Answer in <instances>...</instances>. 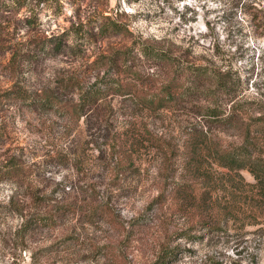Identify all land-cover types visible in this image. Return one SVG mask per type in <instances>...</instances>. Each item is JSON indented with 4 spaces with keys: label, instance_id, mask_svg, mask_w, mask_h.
Wrapping results in <instances>:
<instances>
[{
    "label": "rangeland",
    "instance_id": "rangeland-1",
    "mask_svg": "<svg viewBox=\"0 0 264 264\" xmlns=\"http://www.w3.org/2000/svg\"><path fill=\"white\" fill-rule=\"evenodd\" d=\"M243 1L0 0V264H153L162 250H173L164 264H264L255 180L220 168L214 152L264 115V18L252 25ZM142 46L227 72L247 108L242 127L201 119L203 97L141 105L136 93L154 94L169 71ZM125 50L121 73L111 57ZM106 76L127 94L101 89L94 107H75ZM17 90L53 92L64 109L28 107ZM200 128L205 143L184 165Z\"/></svg>",
    "mask_w": 264,
    "mask_h": 264
},
{
    "label": "trees",
    "instance_id": "trees-1",
    "mask_svg": "<svg viewBox=\"0 0 264 264\" xmlns=\"http://www.w3.org/2000/svg\"><path fill=\"white\" fill-rule=\"evenodd\" d=\"M264 0H244L242 3L243 12L250 17V23L258 26L260 20L264 18ZM114 29L116 25L112 24ZM56 46L61 47L60 44ZM60 49V48H58ZM139 52L156 67L162 69H169L166 72L167 81L163 80L159 86L155 88L154 94L140 93L143 90H139L135 98L141 103V105L147 107L151 111H158L160 109L171 107L176 105L182 100L188 97H203L210 99L208 106L205 107L201 119L207 120L209 123L218 127H242L240 124L239 116L241 113H245V105L241 101L236 100V87L229 77L227 72H223L220 69L200 65H182L178 59L170 53L157 50L154 48L140 47ZM130 53L127 50L117 52L111 57V63L115 65L116 71L121 73L128 71L130 67L127 66ZM120 64L123 65L120 67ZM155 72V71H154ZM133 73V72H132ZM135 76L139 79H143V75H139L138 72H134ZM104 77V81L91 85L86 90L80 89V95H78L77 103L75 107L84 111L86 107H94L101 97V89L109 90L110 88L120 93V95L127 94V85H121L119 81L107 80ZM138 79V78H136ZM138 79V80H139ZM77 84L70 83L61 86V90H73ZM13 99L25 104L28 107L37 106L41 108H60L64 109L62 100L55 98L52 94H44L42 96L33 95L27 92L14 91ZM211 106V107H210ZM258 110H254L253 113H258ZM249 124V123H247ZM255 127V130H251ZM209 128V126H208ZM237 131V130H236ZM243 138H238V141L234 144H228L227 147L220 151L215 152V163L222 169L229 171L246 169L252 175L254 184L250 186L251 195L255 196L258 200V206L260 203L264 205V166L262 163L257 162L259 157V146L264 145V115H260L254 118L250 126L247 125L243 129ZM207 136L206 130L200 128L199 131L192 130L186 137V141L183 144L184 159L183 163H190L196 160L198 155V147L201 142L205 143ZM257 157V158H256ZM185 165V163H184ZM188 165V164H187ZM177 188L173 193L181 194L185 192L183 187L179 184H175ZM257 195V196H256ZM260 201V202H259ZM187 203V202H186ZM205 223H208L205 221ZM203 222L204 225H207ZM198 224H200L198 222ZM209 224V223H208ZM135 225H139V222H135ZM207 227V226H206ZM173 255V250H162L153 264H164Z\"/></svg>",
    "mask_w": 264,
    "mask_h": 264
}]
</instances>
